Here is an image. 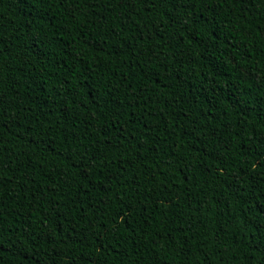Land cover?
<instances>
[{
    "label": "trees",
    "instance_id": "obj_1",
    "mask_svg": "<svg viewBox=\"0 0 264 264\" xmlns=\"http://www.w3.org/2000/svg\"><path fill=\"white\" fill-rule=\"evenodd\" d=\"M0 264H264V0H0Z\"/></svg>",
    "mask_w": 264,
    "mask_h": 264
}]
</instances>
